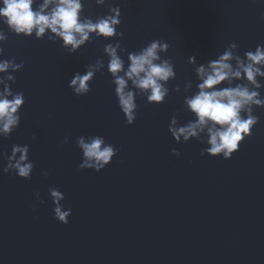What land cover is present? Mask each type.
<instances>
[{"label":"water","instance_id":"water-1","mask_svg":"<svg viewBox=\"0 0 264 264\" xmlns=\"http://www.w3.org/2000/svg\"><path fill=\"white\" fill-rule=\"evenodd\" d=\"M108 3L121 6L118 31L128 52L153 39L171 45L177 78L170 90L186 80L195 90L188 56L204 63L231 42L241 56L264 44V0ZM105 10L85 0L86 15ZM0 29L8 35L0 59L23 62L12 90L26 97L20 126L8 139L0 137V153L10 155L13 143H28L34 162L31 179L24 180L4 174L0 158V264H264V109L255 110L260 123L231 159L201 157L205 145L177 144L168 132L176 110L181 124L192 118L181 109L182 92H170L160 105L138 97L137 119L127 126L105 57L104 75L96 74L91 92L73 95L68 81L113 40H95L68 55L59 42L16 36L2 24ZM97 134L119 155L99 173L80 170L75 140ZM65 136L69 143L61 146ZM173 148L180 158L171 155ZM42 170L50 175L43 177ZM50 186L72 208L67 225L53 218ZM37 191L44 204L36 203Z\"/></svg>","mask_w":264,"mask_h":264},{"label":"clouds","instance_id":"clouds-1","mask_svg":"<svg viewBox=\"0 0 264 264\" xmlns=\"http://www.w3.org/2000/svg\"><path fill=\"white\" fill-rule=\"evenodd\" d=\"M97 7H105L103 14H85V0H0V24L8 32L25 38L47 40L60 43L68 55L76 54L86 44L95 40H113L103 46V55L94 62L84 65V72H76L68 81L67 87L77 97L87 96L91 84L99 72L104 75L105 57L107 73L114 85V95L127 126L137 119V98L146 99L147 104H163L170 92L183 93L181 109L191 114V119L181 124L178 120L180 109L172 113L168 132L177 144H187L195 140L205 145L200 156L231 159L242 142L251 137L252 130L260 123L255 114L257 108L264 109V44L240 54L236 42L229 43L214 59L198 63L196 55L187 57L196 77L194 82L186 80L176 84L171 90L168 84L176 80L177 73L173 59L168 56L171 45L164 39H153L138 50L128 52L122 47L124 32L121 26L122 10L119 4H109L108 0H94ZM264 20V13H261ZM8 35L0 29V57L4 56L2 46ZM127 53L126 60L124 54ZM23 62L16 58L0 59V137L8 139L20 126L21 109L26 103L23 91H13L16 84L14 73L22 70ZM32 140L36 139L33 134ZM69 143L65 136L61 146ZM82 153L78 164L80 170H104L120 149L108 142L102 135H81L75 140ZM30 144L13 143L11 154L0 153L6 166L4 174L30 180L34 162L29 158ZM171 155L180 158L176 148ZM123 163V161H119ZM47 178L50 171L42 170ZM36 203L44 204L39 191L34 193ZM48 198L52 201L53 218L67 225L72 208L65 207V195L59 188L50 186ZM33 212L36 204L32 205Z\"/></svg>","mask_w":264,"mask_h":264}]
</instances>
